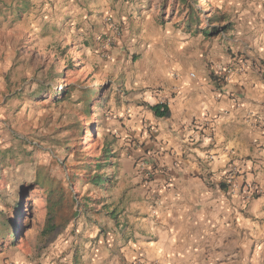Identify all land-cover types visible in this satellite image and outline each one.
<instances>
[{
	"label": "rangeland",
	"instance_id": "rangeland-1",
	"mask_svg": "<svg viewBox=\"0 0 264 264\" xmlns=\"http://www.w3.org/2000/svg\"><path fill=\"white\" fill-rule=\"evenodd\" d=\"M261 1L0 0V264L37 263L83 221L91 231L105 220L101 212L108 217L111 190L132 188L116 177L118 158L126 155L109 129L114 119L125 125L116 107L145 108L172 97L168 81L183 73L220 88L227 81L221 72L227 37L252 34L244 31L247 20L264 14ZM161 63L164 77L157 72ZM84 87L98 91L88 106ZM103 158L109 164L99 168ZM92 174L115 184L93 185ZM153 174L146 169L144 179ZM37 178L44 185L31 183ZM217 180L230 207L239 201L244 223L236 230L230 209L221 249L210 248L212 263L264 264V160H240ZM49 192L63 196L57 221H69L43 236ZM3 212H10L14 238Z\"/></svg>",
	"mask_w": 264,
	"mask_h": 264
},
{
	"label": "crops",
	"instance_id": "crops-1",
	"mask_svg": "<svg viewBox=\"0 0 264 264\" xmlns=\"http://www.w3.org/2000/svg\"><path fill=\"white\" fill-rule=\"evenodd\" d=\"M263 19L261 12L247 20L244 32L252 34L227 37L230 72L220 88L183 73L168 81L172 97L148 101L165 102L169 117H156L148 105L116 107L126 119L124 127L115 119L109 127L126 150L116 177L132 188L111 190L102 223L90 231L83 221L59 241L57 252L29 264H213L210 248L221 249L230 209L236 230L244 223L239 201L232 199L230 207L214 181L240 160H264ZM164 68L157 67L160 77ZM146 169L154 173L150 181Z\"/></svg>",
	"mask_w": 264,
	"mask_h": 264
},
{
	"label": "trees",
	"instance_id": "trees-1",
	"mask_svg": "<svg viewBox=\"0 0 264 264\" xmlns=\"http://www.w3.org/2000/svg\"><path fill=\"white\" fill-rule=\"evenodd\" d=\"M204 34L207 36L209 33L208 31H204ZM69 65L71 67H73V63L70 62ZM77 86V84H68V89L66 90V94H65V98L70 94V91L72 89H74L75 87ZM48 88H52V87H47ZM53 94V93H52ZM82 95H83V101L85 103V105H89L91 100H92V97L98 95V91H97V88H93V87H84L82 89ZM107 100V98H103V101ZM148 108L153 112V114L156 116V117H164V118H167L169 117L170 115V111H169V108L167 106V104L165 102H158V103H155V104H152V105H148ZM105 156L107 157H110L112 156V154H109V153H106ZM103 160L105 161V163L103 164H98V167L99 168H103L104 166L108 165L109 162L107 161L108 158H103ZM109 178L104 176V175H101V174H92L89 178V180L91 181V183L93 185H96V186H100V187H104L107 183L109 186L113 187L114 186V181L115 180H108ZM29 182V181H28ZM31 183H35L37 187H41L42 185H44V180L43 179H35L33 180ZM62 200H63V196L60 195V196H56L55 193L53 192H49L48 196H47V212H46V216H45V220H44V225H43V228L41 230V235L43 236H50L55 230H57L60 225H64L66 224L69 219H66V220H63L62 223H60V221L58 222L57 221V218L59 217V210H61V203H62ZM5 205L7 207H9L8 205L9 204H6ZM75 205L76 207L79 206V202L78 201H75ZM79 213V209L78 211L76 212H73V215L71 217L75 218ZM3 218L4 220L7 222V221H10V212H3ZM8 234L12 235V237L14 238L16 236V229H15V226L13 225V222L12 220L10 221V224L8 225ZM6 235V232L5 234ZM12 238V239H13Z\"/></svg>",
	"mask_w": 264,
	"mask_h": 264
},
{
	"label": "built area",
	"instance_id": "built-area-1",
	"mask_svg": "<svg viewBox=\"0 0 264 264\" xmlns=\"http://www.w3.org/2000/svg\"><path fill=\"white\" fill-rule=\"evenodd\" d=\"M221 72L227 76L229 74V72H230V68H228L226 66V67H224V68L221 69Z\"/></svg>",
	"mask_w": 264,
	"mask_h": 264
}]
</instances>
